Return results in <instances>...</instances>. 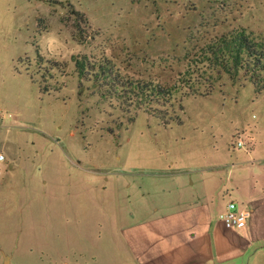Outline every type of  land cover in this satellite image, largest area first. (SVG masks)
<instances>
[{"label":"rangeland","instance_id":"374dc122","mask_svg":"<svg viewBox=\"0 0 264 264\" xmlns=\"http://www.w3.org/2000/svg\"><path fill=\"white\" fill-rule=\"evenodd\" d=\"M240 29L264 41V0H0V264L3 252L12 264H38L34 240L46 238L48 221L63 225L65 204L84 218L90 198H68L70 180L110 192L104 179L129 168L159 162L174 171L168 159L226 157L227 146L240 149L232 133L264 116L253 87L223 75L210 96L174 104L180 125L144 112L127 124L79 86L72 57L106 58L126 76L173 84L207 42ZM78 259L71 264H85Z\"/></svg>","mask_w":264,"mask_h":264},{"label":"crops","instance_id":"0c3cea01","mask_svg":"<svg viewBox=\"0 0 264 264\" xmlns=\"http://www.w3.org/2000/svg\"><path fill=\"white\" fill-rule=\"evenodd\" d=\"M252 98L264 103L261 94ZM249 120L240 130L246 147L229 145L226 157L168 159L174 171L159 162L129 168L124 178L104 179L114 184L110 192L70 180L68 198H90L80 207L86 215L68 203L63 225L48 221L46 238L33 243L38 264H71L75 256L85 264H264V116ZM229 201L249 211L244 229L218 219Z\"/></svg>","mask_w":264,"mask_h":264},{"label":"trees","instance_id":"16d2710c","mask_svg":"<svg viewBox=\"0 0 264 264\" xmlns=\"http://www.w3.org/2000/svg\"><path fill=\"white\" fill-rule=\"evenodd\" d=\"M72 61L79 86L88 84L87 89L101 100L128 115L127 124L134 122L138 112H144L158 119L163 127L180 125L179 118L170 114L174 104L183 98L210 96L223 75L232 80L242 78L255 94L264 92V41L256 40L243 29L207 42L173 84L126 76L106 58L81 55L72 57Z\"/></svg>","mask_w":264,"mask_h":264},{"label":"built area","instance_id":"2783aa9c","mask_svg":"<svg viewBox=\"0 0 264 264\" xmlns=\"http://www.w3.org/2000/svg\"><path fill=\"white\" fill-rule=\"evenodd\" d=\"M246 139L247 138L239 132L233 140V145L237 148H245ZM249 217V211L240 209L236 203L229 201L226 210L219 214L218 219L227 229L241 230L246 227Z\"/></svg>","mask_w":264,"mask_h":264}]
</instances>
